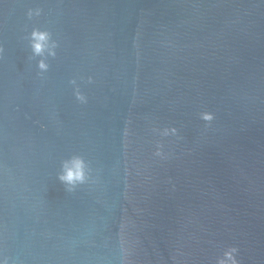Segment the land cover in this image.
<instances>
[{"label": "water", "instance_id": "obj_1", "mask_svg": "<svg viewBox=\"0 0 264 264\" xmlns=\"http://www.w3.org/2000/svg\"><path fill=\"white\" fill-rule=\"evenodd\" d=\"M232 246L264 264V0H0V264H217Z\"/></svg>", "mask_w": 264, "mask_h": 264}, {"label": "clouds", "instance_id": "obj_2", "mask_svg": "<svg viewBox=\"0 0 264 264\" xmlns=\"http://www.w3.org/2000/svg\"><path fill=\"white\" fill-rule=\"evenodd\" d=\"M39 15V12L36 13ZM32 13L29 12V16ZM31 47L32 51L36 55H43L47 50L49 55L55 56V41L51 40V35L48 31H41L39 29H34L31 33ZM39 68L42 71H46L48 65L41 60L39 63ZM91 81V78H89ZM76 99L81 103H86V97L77 91ZM205 119H211L210 116H205ZM59 180L69 186V191L73 190L76 185L84 184L88 180L87 165L85 161L79 157H73L71 161L65 162L63 166V171L59 175ZM121 244L125 253V260L127 261L132 251L134 250V245L132 242H129L125 239L124 232H121ZM239 249L236 246L230 247L227 251L224 252V256L217 260V264H241L239 260Z\"/></svg>", "mask_w": 264, "mask_h": 264}]
</instances>
